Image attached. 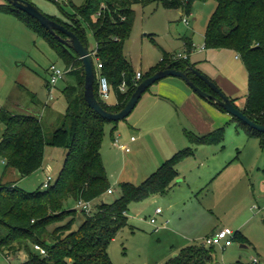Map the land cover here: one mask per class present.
<instances>
[{"label":"trees","instance_id":"trees-1","mask_svg":"<svg viewBox=\"0 0 264 264\" xmlns=\"http://www.w3.org/2000/svg\"><path fill=\"white\" fill-rule=\"evenodd\" d=\"M64 1L73 7L74 12L64 11L63 5L54 0L66 18L47 15L73 31L85 44V27L92 31L96 40L95 57L102 64L100 72L108 78L117 102L110 105L99 96L97 70L94 91L104 108L119 111L137 86L136 70L124 54L125 41L130 37L135 20L133 5L161 2L168 8H183L188 14L195 0H84L83 5L78 7L71 0ZM215 1L216 9L205 30V48H230L243 59L248 71V94L241 110L250 119L264 124V0ZM0 11L13 14L43 35L63 60L66 73L75 78L73 84L63 89L67 109L61 124L49 134H46L41 114L13 113L0 108V122L6 126L0 137V154L6 161V168H15L25 177L42 167L47 146L66 150L57 178L47 187L42 184L34 191H26L16 183L0 178V254L6 256L25 252L27 257L21 264H114L108 254V246L117 232L129 223V204L166 193L178 176V163L194 156L196 145L222 143L225 128L221 126L203 135L185 130L191 145L166 159L143 182H120L121 195L113 202L100 201L95 204L93 212L78 209V200L94 202L112 188L102 158V143L105 126L113 124V134L119 121L103 118L88 105L84 97V65L72 48L36 18L13 4L4 1L0 4ZM57 33L67 37L61 31ZM185 44L191 52V40L187 38ZM173 55L164 50L161 61L144 73L138 82L171 65L188 71L196 85L212 92L200 77L190 71V67L195 66L189 57L174 59ZM47 73L48 87L49 68ZM123 81L126 83L125 90L119 88ZM231 99L235 103L238 97ZM213 104L225 111L222 106ZM232 119L248 137L257 138L264 149V132L237 117ZM69 201L74 202L68 205ZM79 213L83 219L75 227ZM233 240L247 242L240 232H235ZM36 243L45 248L46 254L34 248ZM214 247L188 245L160 264H216Z\"/></svg>","mask_w":264,"mask_h":264},{"label":"rangeland","instance_id":"rangeland-1","mask_svg":"<svg viewBox=\"0 0 264 264\" xmlns=\"http://www.w3.org/2000/svg\"><path fill=\"white\" fill-rule=\"evenodd\" d=\"M27 1L46 14L65 18V14L54 0ZM58 1L63 5L64 11L74 12L73 7L65 4L64 0ZM71 1L77 7L84 3V0ZM216 6L215 0H195L190 13L187 14L183 8H168L161 2H153L145 6L134 4L135 20L130 37L125 41L124 54L137 71L144 73L161 61L164 50L171 54L189 55L190 62L195 63L198 70L207 77L213 79L222 76L236 83L238 87L236 106L242 109L248 94V71L243 59L230 48H205V30ZM185 20L189 23L187 24ZM85 31L88 48L94 50L95 37L88 27H85ZM187 38L193 43L191 52H188L185 44ZM93 61L95 62L94 57ZM53 63L65 68L63 60L43 35L0 11V108L13 113H25L20 108L31 107L29 113L42 114L46 134L51 133L61 124L67 109L63 89L75 82L74 76L66 73L50 93L47 87V70ZM162 80L184 82L177 76H167ZM156 89L157 84L151 87L153 91ZM148 98L150 97L147 92L126 119L117 122L113 134V124L105 126L102 158L114 191L106 192L102 197L94 200L91 212L95 210V204L98 202L111 203L121 195L120 182L129 181L134 184L143 182L148 176L143 169L145 158L156 148V142L162 145L166 143L163 128L154 130L153 124L140 119L142 133H139L138 128L133 124L139 119L142 106L149 100ZM104 101L110 105L116 103L114 90L111 89ZM14 102L19 103V107ZM163 103L173 111L174 119H177V114L174 113L175 106L171 103ZM229 118L223 119L221 124L225 127L223 145H203L197 149L195 147V158L180 165L183 181L176 182L169 193L129 204V223L117 232L108 246V254L114 264L166 262L182 247L179 245L180 242H176L177 236L171 238L167 230L181 235L182 237L179 238L183 243L202 244L207 236L205 231L216 223H221L218 216L221 217L223 225L233 231L237 229L238 223L247 218L244 214L234 223L230 222L225 216L228 211L226 208L218 213L206 207L205 203V200L212 197L211 192H214L220 182V179L212 178L216 172L210 173L212 167L215 169L220 160L224 163L222 167L231 162L233 165L237 164V168L242 172L244 169L249 170L250 175L244 179L245 182L261 176L259 167H264V149L260 146L259 140L249 139L243 129L236 127L231 120L232 117ZM5 127V124L0 122V137ZM132 136L135 137V142L130 141ZM114 139H118L120 144H127L132 152L125 153L122 149L113 146ZM187 140L186 137L188 143ZM65 154L66 150L63 148L47 146L42 168L25 177H22L15 168H6V161L0 154V178L4 174V181H14L21 189L34 191L42 185L47 175H51L50 182H54L63 165ZM73 202L69 201L68 205H72ZM255 203L262 207L259 199ZM157 207L163 212L157 216V223L152 224L150 219L156 217L154 212ZM243 210L245 206L240 205L234 207L232 210L234 212H231L237 215ZM257 212L254 209L252 214ZM164 218L168 221L167 230L161 228L157 232L156 226L161 227ZM82 219L83 215L79 213L75 227L79 226ZM260 220L262 221V218ZM255 223L251 221L246 224V229L251 230L249 239L252 242L242 244L233 240L232 246L225 249L214 247L216 264H238V261L247 264L251 263L254 257L258 258L259 264H264V227L262 230L256 229ZM173 249H177L178 252L173 253ZM25 255L26 253L22 256L21 252L6 256L0 254V264H21L27 257Z\"/></svg>","mask_w":264,"mask_h":264},{"label":"crops","instance_id":"crops-1","mask_svg":"<svg viewBox=\"0 0 264 264\" xmlns=\"http://www.w3.org/2000/svg\"><path fill=\"white\" fill-rule=\"evenodd\" d=\"M3 2H4V0H0V4H2ZM1 12H3V11H1ZM6 14H9L12 17L18 19L13 14H10V13H6ZM12 22H13V20H12ZM13 23H15V22H13ZM192 64H194V66H195L194 68L198 69L196 67L195 63H192ZM143 74H144V72L142 71V75ZM162 79H165V77ZM162 79H160L161 82H160V80H158L157 82H155L153 84V85L157 84L156 90H154V91L151 90V87L153 86V85H151L142 94V96H143L145 93L148 92L150 98H148L149 100L142 106V109H141V112L139 115L140 116L139 119L133 123L136 126V128H138L139 133H142V130H141L142 127L140 125V119H145V121L153 124L152 126H153L154 130H155V128H159V127L163 128L165 130L164 140L166 143H164L162 145V144L156 142V148L154 150H151L152 152H150L149 155L147 156V158H145V161H144L145 167L143 169L146 170L145 172L148 176L151 173H153L166 159L170 158L174 153H176L177 151L191 145L188 137L186 136V134H184L185 130H190L196 134L203 135V134H206V133H209V132L215 130L218 127L223 126V125H221L223 119L233 117L231 114L219 109L212 102H210L209 100H206L205 98L200 96L182 78L181 79L184 82H176L173 80L163 81ZM211 80L215 81L216 84H218L220 86V88L224 91V93L226 95H228L229 97H231V98L237 97L236 92L238 91V87L234 81H232V80L230 81L227 78L222 77V76H218V78L215 77ZM142 96L140 97V99L142 98ZM140 99L138 100V102L140 101ZM138 102H137V104H138ZM163 102L171 103L172 105L175 106L176 109H175L174 113L177 114V119L176 118L174 119L173 111L169 107H167L166 105L164 106ZM14 104L18 107L20 105L17 102H14ZM235 104H236V101H235ZM20 109L23 110L25 113H29L31 111V107H29V106H26V107L20 108ZM41 116H42V114H41ZM231 120L235 123L236 127L238 129H240L237 126L236 122L233 119H231ZM179 121H180V123H179ZM132 137H134V136H132ZM186 137L188 139L187 140L188 143L186 142ZM247 137H248V135H247ZM248 138L252 139L255 137H248ZM130 141L135 142L136 141L135 137H134V139H130ZM203 145H205V146L223 145V142L218 143V144H199V145H196V149H197V147L203 146ZM124 152L125 153H131L132 150H130L129 152H126V151H124ZM172 152H174V153L172 154ZM170 154H172V155L170 156ZM195 155L196 154H194V156H192V157H187L186 159H184L183 161L178 163V165H177L178 176L176 177L175 181L173 182L172 187L166 193H169L174 188V185L176 184V182L183 181L179 167L182 163L186 162L187 160H191V159L195 158ZM223 164H224L223 161L220 160L219 163L215 166V169H213V167L211 169V172H210L211 174H212V172H216V173H214L215 175L212 178H218V179H220V182H218V185H216V189L214 190V192H211L212 197L205 200L206 207H208L212 211L213 210L218 211V213L221 210H223V208H226V210H228L225 214V216L228 217L226 219H230V222H233V223L236 220H238L240 216L245 214L247 218H245L244 221H242L241 223H238V225H236L237 229L234 232L242 233L245 236L247 242H252L249 239V234H251L250 233L251 230L246 229L247 222H251V221L256 222L255 223L256 229L262 230V228L264 227V223H263L264 222V167L263 168L259 167V172H261V176H258L257 178H253L249 182H245L244 179L250 175L249 170L241 167L244 169V172H242L239 168H237L238 167V166H236L237 164L233 165V163H231V162L227 163L225 165V167H222ZM43 165H44V163L42 164V166ZM254 166H256V165H254ZM211 174H210V176H211ZM48 176H51V175H47V177ZM47 177H46V179H47ZM3 178H4V174L2 175V179ZM12 182H14V181H12ZM112 189L114 191V188H112ZM166 193H164V194H166ZM158 195H163V194H156V195H153L151 197L158 196ZM257 199H259V202L262 204V207L258 203H255V202H257ZM240 205L245 206V210H243V211H241V213H239L241 215H239V214L236 215V214L232 213V212H234V211H232L234 209V207L240 206ZM157 208H160V207H157ZM246 209H248V210H246ZM254 209L258 211L256 214H252V211ZM244 211H247V212L244 213ZM162 212H163V210H161V212H156V209H155L154 215L156 216L155 217L156 222L155 223L151 222L152 224L157 223V216L160 215ZM127 215H128V211H127ZM260 218H262L263 222L260 220ZM218 220L221 223H219V224L216 223V225H214L213 227H211V228L207 229V231H205V234H207V236L212 234V233H215L218 230H220L221 228L225 227L222 223L220 216H218ZM128 222H129V220H128ZM167 223H168L167 219L164 218L163 221L161 222V227L156 226L155 230H157V232H159L161 228H162V230H165L167 227ZM166 232L171 238L174 236H177L176 242L177 243L180 242L179 245L182 246L181 249L183 247L189 245L187 243L181 242V238H179V236H181V235L173 233L172 231H168V230ZM185 242H187V241H185ZM242 244H245V243H242ZM230 246H232V244ZM241 246L244 247V245H241ZM176 251H177V249H173L172 252L175 253ZM23 253L24 252L21 251L22 256H24V254H25V253L24 254ZM176 254H178V253H176ZM254 258H257V257H254ZM254 258H253V260H254ZM257 260H258V258H257Z\"/></svg>","mask_w":264,"mask_h":264},{"label":"water","instance_id":"water-1","mask_svg":"<svg viewBox=\"0 0 264 264\" xmlns=\"http://www.w3.org/2000/svg\"><path fill=\"white\" fill-rule=\"evenodd\" d=\"M13 4L16 8H19L29 15L36 18L47 30L54 34L61 42L66 44L68 47L72 48L79 58L82 60L85 70V86H84V97L88 105L94 109L99 115L109 121H121L125 119L135 108L138 100L142 94L155 82L167 77V76H178L185 80L191 88H193L200 96L206 100L212 101L220 106H222L225 111L234 117L239 118L244 123L248 124L250 127L264 132V124L258 123L250 119L236 104L232 99L226 95L222 89L209 77L200 72L194 67H190V71L200 77L212 90L208 92L203 90L201 87L195 84V82L190 78L188 71L176 69L171 65L166 66L163 69L157 70L152 75L142 79L136 86L135 90L131 94L130 98L126 102L125 106L119 111H110L104 108L101 104L100 99L94 91L95 83V66L93 57L91 55L88 45L83 43L80 38L71 30L66 28L64 25L50 18L46 13L39 9L33 3L27 0H5ZM57 31H61L67 35L63 38ZM175 254L174 256H176Z\"/></svg>","mask_w":264,"mask_h":264},{"label":"built area","instance_id":"built-area-1","mask_svg":"<svg viewBox=\"0 0 264 264\" xmlns=\"http://www.w3.org/2000/svg\"><path fill=\"white\" fill-rule=\"evenodd\" d=\"M185 22L188 24V20H185ZM92 57L95 58V70L98 71L97 73V82L99 85V96L102 99H105L111 92V86L109 83L108 78L102 74L100 72L101 68H102V64L101 62L98 60V58L95 57L96 55V50H90ZM174 59H179V58H188V55H182V54H174L173 55ZM67 70L65 68H60L58 67L55 63L51 64L49 66V80H48V88L49 91L51 93V89L53 87H55V85L57 84V82L59 80H61L64 75L66 74ZM142 77V72L141 71H136V75H135V80H136V84H138L139 80ZM119 88L121 90H125L126 89V83L123 81ZM50 97H52L50 95ZM131 139H134V137H132ZM113 145L115 147H118L119 149H122L126 152L130 151V147L127 144H120L118 142V139H114L113 141ZM51 177L48 176L47 179L43 182V187H47L49 182H50ZM108 193H112L113 189L110 188L107 191ZM92 206H93V202L92 201H84V200H78L76 203V207L80 210H85L86 212H90L92 210ZM156 212H161V208H156ZM150 221L152 223L156 222V218L153 217L150 219ZM235 235V232L228 228H222L220 230H218L215 233H212L208 236H206L202 242V244L206 245V246H219L222 249H225L226 247L230 246L233 243V237ZM34 248L39 251L41 254H46V250L45 248H43L40 244H34ZM253 263H258L257 258H254V260L252 261Z\"/></svg>","mask_w":264,"mask_h":264}]
</instances>
